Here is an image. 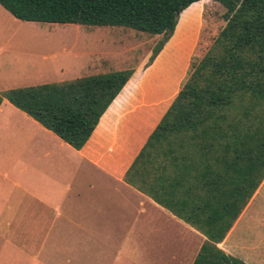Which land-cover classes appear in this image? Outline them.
<instances>
[{
  "label": "crops",
  "instance_id": "obj_1",
  "mask_svg": "<svg viewBox=\"0 0 264 264\" xmlns=\"http://www.w3.org/2000/svg\"><path fill=\"white\" fill-rule=\"evenodd\" d=\"M166 44L147 67L132 68L81 149L3 99L0 264H193L208 237L185 220L192 204L175 182L202 184L201 153L189 149L183 173L171 165L164 182L146 158L134 164L187 78L189 58L180 74L169 64L156 71ZM70 73L55 83L79 78ZM217 245L264 264V179Z\"/></svg>",
  "mask_w": 264,
  "mask_h": 264
},
{
  "label": "trees",
  "instance_id": "obj_2",
  "mask_svg": "<svg viewBox=\"0 0 264 264\" xmlns=\"http://www.w3.org/2000/svg\"><path fill=\"white\" fill-rule=\"evenodd\" d=\"M199 1L0 0V4L24 21L119 26L162 35L151 63L174 34L181 12ZM218 1L220 5L212 7L223 6L230 12L223 15V27L198 62L192 63L134 164L146 158L164 182L169 166L183 168L181 161L189 158V149L200 152L206 164L202 184L185 187L179 178L175 182L186 204H192V217L185 220L208 237L193 264H247L217 243L264 179V0ZM202 42L194 54L201 52ZM132 74V68H124L9 89L0 94V106L6 98L81 149ZM199 214L205 219H198Z\"/></svg>",
  "mask_w": 264,
  "mask_h": 264
},
{
  "label": "rangeland",
  "instance_id": "obj_3",
  "mask_svg": "<svg viewBox=\"0 0 264 264\" xmlns=\"http://www.w3.org/2000/svg\"><path fill=\"white\" fill-rule=\"evenodd\" d=\"M215 3L220 5L218 0H201L181 12L156 71L166 70L169 64L180 74L189 58V75L192 63L198 62L223 27L224 13H230L223 6L212 7ZM161 38L119 26L24 21L0 4V94L41 80L55 82V76L68 78L71 69L73 76L79 77L104 70L147 67ZM201 39V52L194 54Z\"/></svg>",
  "mask_w": 264,
  "mask_h": 264
}]
</instances>
